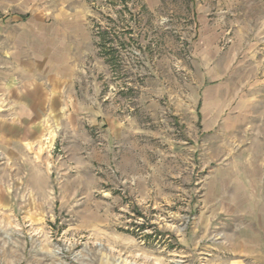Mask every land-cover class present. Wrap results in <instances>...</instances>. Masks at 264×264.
Here are the masks:
<instances>
[{
	"label": "rangeland",
	"instance_id": "rangeland-1",
	"mask_svg": "<svg viewBox=\"0 0 264 264\" xmlns=\"http://www.w3.org/2000/svg\"><path fill=\"white\" fill-rule=\"evenodd\" d=\"M87 1L75 116L0 150L5 254L228 264L206 193L228 154L264 137V0Z\"/></svg>",
	"mask_w": 264,
	"mask_h": 264
},
{
	"label": "crops",
	"instance_id": "crops-1",
	"mask_svg": "<svg viewBox=\"0 0 264 264\" xmlns=\"http://www.w3.org/2000/svg\"><path fill=\"white\" fill-rule=\"evenodd\" d=\"M89 15L87 0H0V150L38 145L52 119L75 116L82 57L94 52ZM262 139L211 172L207 208L228 264H264ZM3 242L0 264H21L19 250L9 256Z\"/></svg>",
	"mask_w": 264,
	"mask_h": 264
}]
</instances>
